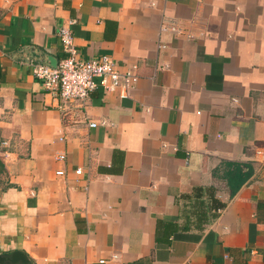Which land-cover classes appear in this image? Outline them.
I'll return each instance as SVG.
<instances>
[{
	"label": "crops",
	"instance_id": "obj_1",
	"mask_svg": "<svg viewBox=\"0 0 264 264\" xmlns=\"http://www.w3.org/2000/svg\"><path fill=\"white\" fill-rule=\"evenodd\" d=\"M71 18L78 57L137 64L128 96L63 111L34 76ZM0 163L2 264H264V0H0ZM196 187L225 206L186 229Z\"/></svg>",
	"mask_w": 264,
	"mask_h": 264
},
{
	"label": "built area",
	"instance_id": "obj_2",
	"mask_svg": "<svg viewBox=\"0 0 264 264\" xmlns=\"http://www.w3.org/2000/svg\"><path fill=\"white\" fill-rule=\"evenodd\" d=\"M74 23L75 19H68L57 32L67 54L59 59L55 66L40 62L33 63L34 76L41 79L45 89L59 99V107L63 111H66L69 106H84L86 99L96 89L106 92L118 91L122 97L128 96L139 79L137 64L132 63L120 69L108 54L89 59L78 57L71 31V25ZM161 29L162 31L170 29L188 39L193 37L191 31L184 29L182 24L176 20L163 22ZM198 34L202 36L204 31L200 30ZM158 46L164 47L161 44ZM89 125L95 126L96 123L90 122ZM55 158L63 161L65 155L63 152H58ZM56 173L63 174V170H58ZM75 173L80 174L81 169L77 168ZM103 261L100 259V262Z\"/></svg>",
	"mask_w": 264,
	"mask_h": 264
},
{
	"label": "trees",
	"instance_id": "obj_3",
	"mask_svg": "<svg viewBox=\"0 0 264 264\" xmlns=\"http://www.w3.org/2000/svg\"><path fill=\"white\" fill-rule=\"evenodd\" d=\"M222 164L219 170H222V177L226 180L229 196L232 197L248 179L251 170H244L243 167H247V165L239 162L227 161ZM204 194L208 195L207 200L202 198ZM183 200L182 217L184 219V225H186L184 228L186 229L189 227L188 225L192 216H194L196 223L201 221L205 222L209 218L206 212H211L210 217L214 218L217 216L218 210L225 206L224 201L215 196L213 187H208L207 189L196 187L191 194L184 195Z\"/></svg>",
	"mask_w": 264,
	"mask_h": 264
},
{
	"label": "water",
	"instance_id": "obj_4",
	"mask_svg": "<svg viewBox=\"0 0 264 264\" xmlns=\"http://www.w3.org/2000/svg\"><path fill=\"white\" fill-rule=\"evenodd\" d=\"M56 63H57V61H53V62H50V65L51 66H55L56 65ZM15 254H13L12 256H10L8 259H10V262L12 263V264H16L17 263V261L15 260L16 258H15V256H14ZM7 258L6 257H0V261H1V263L3 262V260H6ZM22 260V259H21ZM5 262V261H4Z\"/></svg>",
	"mask_w": 264,
	"mask_h": 264
},
{
	"label": "rangeland",
	"instance_id": "obj_5",
	"mask_svg": "<svg viewBox=\"0 0 264 264\" xmlns=\"http://www.w3.org/2000/svg\"><path fill=\"white\" fill-rule=\"evenodd\" d=\"M4 174L5 173H4L3 168H2V165L0 163V187L3 186L5 184V181H6L5 178L3 177Z\"/></svg>",
	"mask_w": 264,
	"mask_h": 264
}]
</instances>
